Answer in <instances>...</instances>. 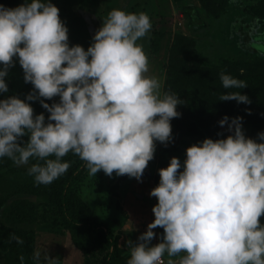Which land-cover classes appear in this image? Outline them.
<instances>
[{
	"label": "clouds",
	"instance_id": "9594fccd",
	"mask_svg": "<svg viewBox=\"0 0 264 264\" xmlns=\"http://www.w3.org/2000/svg\"><path fill=\"white\" fill-rule=\"evenodd\" d=\"M59 12L52 0H25L14 8L0 4V93L8 91L5 77L15 58L25 82L34 85L26 99H0V158L29 165L37 184L65 174L71 162L63 158L69 152L85 162L90 176L102 169L109 176L115 171L141 180L156 142L173 141L171 120L185 103L150 74L149 56L138 41L150 33L151 18L144 11L114 8L85 50L70 46ZM220 79L225 89L248 87L229 73L222 72ZM57 96L59 102L52 104L41 99ZM233 99L252 102L240 91L220 96ZM33 100L50 113L47 122L26 102ZM242 120L237 116L228 123L225 116L219 124H228L233 134L205 138L186 149L183 166L172 157L159 169V184L150 192L158 200L155 219L138 242L127 241V264H165V254L166 264H264L259 219L264 215V131L259 142L246 137ZM157 226L164 233L152 244ZM12 239L23 243L15 234ZM32 260L63 264L41 248Z\"/></svg>",
	"mask_w": 264,
	"mask_h": 264
},
{
	"label": "rangeland",
	"instance_id": "374dc122",
	"mask_svg": "<svg viewBox=\"0 0 264 264\" xmlns=\"http://www.w3.org/2000/svg\"><path fill=\"white\" fill-rule=\"evenodd\" d=\"M189 6L198 9V16L205 21V27L191 23L190 17L184 13V8ZM114 8L136 13L144 11L150 16L153 27L150 33L142 37L138 43L143 45L149 56L150 74L156 75L162 80L164 91H168L170 61L172 58L178 57V53L173 52L172 46L177 37H187L189 40L185 39L192 42L197 52L214 63L225 57L235 56L237 60L247 53L243 35L238 34L237 28H234L235 24L231 25V21L234 20L232 18L236 13L230 17L227 25V21L222 23L214 19L209 10L202 6L200 0H61L60 18L68 27L70 46L80 44L87 50L93 42L96 31ZM251 25L253 30L258 33L262 32L261 22H251ZM158 32L162 33L161 47L157 53H154L151 45ZM254 40L256 43L252 47L264 53V33H260ZM176 68L174 80L188 82L191 76H188L190 73L187 65L179 60ZM5 80L11 81L14 90L18 93L32 90V83L25 82L24 70L20 64L15 67V71L8 72ZM171 125L173 141L167 144L156 142L154 158L149 161L141 180L129 177L127 174L116 175L115 171L109 176L101 169L96 176H90L87 172L76 187L82 200L115 231L126 264L130 258L127 241L138 242V237L155 219L152 209L158 200L151 196L150 192L159 184V169L166 168L172 157L179 158L183 166L186 149L199 143V140L190 135L186 128ZM222 127L226 132L233 134L228 130V124ZM242 128L246 137H250L251 125L242 123ZM28 167L29 165L17 166L21 173L9 174L0 180L4 194L9 193L14 185L23 187L31 179L34 180L33 176L27 172ZM180 170L182 171L183 167ZM22 197L33 199L29 194ZM259 219L264 224V215ZM20 221V227L26 231L25 241L31 243V237L34 238L27 250L31 257L36 249L41 248L48 249L53 257L59 256L63 260V264L99 263L101 256L87 258L75 246L69 230L54 207L40 206L32 216L25 219L21 216ZM153 231L156 236L151 243L157 244L162 239L164 229L157 226ZM6 251L7 249L4 248L0 254L2 261ZM167 259L168 256L165 254V264ZM173 259L178 260V257H173Z\"/></svg>",
	"mask_w": 264,
	"mask_h": 264
},
{
	"label": "trees",
	"instance_id": "16d2710c",
	"mask_svg": "<svg viewBox=\"0 0 264 264\" xmlns=\"http://www.w3.org/2000/svg\"><path fill=\"white\" fill-rule=\"evenodd\" d=\"M60 1L52 0V3L60 9ZM200 2L214 19L222 23L227 21V25L230 17L236 13L231 25L235 24L234 28H237L238 34L243 35L247 53L237 60L235 56L225 57L214 63L197 52L192 42L185 39L187 37H177L172 46L173 52L178 53L176 58L179 59L172 58L170 61L167 90L179 94L185 103L177 106L181 115L172 118L171 124L186 128L190 135L202 142L205 138L215 140L231 135L223 129L219 121L228 116V122H231L232 118L240 116L243 117L242 123L251 125L250 138L259 142L258 133L264 131V53L252 45L256 43L254 39L260 33H264V0H200ZM22 3H25V0H0V4L13 8ZM184 13L190 17L193 25L205 27L206 23L198 16L196 7H185ZM257 21L262 23L263 30L260 33L252 29L251 22ZM161 39L162 33H156L151 45L154 53L160 50ZM179 60L187 65L190 73L188 76L191 77L186 83L178 79L176 84L174 78ZM19 64L18 58H15V63L8 72L15 71V67ZM222 72L245 80L248 87L225 89L220 79ZM5 81L8 91L0 93V99L9 96L26 99L34 88L32 84L30 92L18 93L14 90L11 81ZM232 91L247 94L252 101L251 104L238 103L234 99L220 100L221 94ZM41 99L52 104L59 102L60 98L57 96L52 99ZM26 102L32 105L34 115L43 113L47 120L50 113L42 106L40 100ZM247 109H251V112L249 113ZM24 139L26 140L27 137ZM63 159L70 161L71 166L65 174L50 184H37L31 179L23 187L14 185L6 194L0 186V254L4 248L7 249L3 261L0 257V264H33L27 250L34 238L31 237V243L25 241L26 231L20 227V217L23 216L25 219L32 216L40 206L54 207L57 210L69 230L73 243L85 257L101 256L98 264H126L115 231L91 210L76 191L77 185L88 172L85 162L72 152ZM17 173L21 171L10 158H0V180L9 174ZM28 194L32 196V200L22 197ZM12 234L21 237L23 243L20 244L12 239ZM21 256L24 257L23 261L20 260Z\"/></svg>",
	"mask_w": 264,
	"mask_h": 264
}]
</instances>
